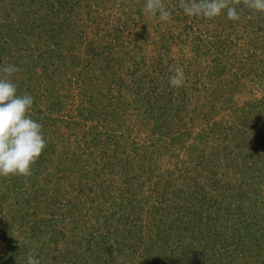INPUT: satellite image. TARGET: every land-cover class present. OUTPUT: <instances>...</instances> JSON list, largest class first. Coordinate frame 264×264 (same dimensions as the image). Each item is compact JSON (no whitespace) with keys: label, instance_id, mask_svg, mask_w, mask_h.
I'll return each instance as SVG.
<instances>
[{"label":"rangeland","instance_id":"1","mask_svg":"<svg viewBox=\"0 0 264 264\" xmlns=\"http://www.w3.org/2000/svg\"><path fill=\"white\" fill-rule=\"evenodd\" d=\"M131 1L124 8L133 12L113 19L123 37L122 48L115 46L106 56L96 40L92 45L80 44L71 53L81 62L71 63L68 56L66 69L57 62V73L49 75L43 52L38 53L43 37L37 40L39 45L30 44L32 54L27 55L25 44H18L17 55L24 57L10 81L17 93L33 97L29 115L38 123L43 120L46 145L54 142L57 152L45 148L44 159L36 160L30 175L0 177V264H26L28 254L39 264L122 261V255L111 253V248L128 236V231L116 229L127 204L135 199L146 210L157 201L153 188L162 191L167 180L174 181L173 188L187 190L198 170L182 172L187 182L178 173L190 169L191 160L206 172L217 171L222 186L231 185L229 190H218L220 210L202 212L204 222L195 226L173 214L159 226L164 229L160 243L153 233L157 229L146 227L151 219H144L135 247L147 249L155 264H264V25L244 29L263 13L250 15L245 0H228L240 15L238 21L223 14L213 19L188 17L182 0H161L170 17L160 21L143 11L145 0ZM111 2L122 9L121 0ZM48 5L45 1L43 8ZM110 14L101 13L112 19ZM8 21L13 19L0 18V25ZM110 56L117 58L110 61ZM176 68L183 73L176 87L140 75L146 69L149 73L160 69L169 81ZM134 71L139 76L132 77L142 86L133 82ZM99 103L101 109L119 115L115 140L124 152L137 154L126 159L132 171L120 174L115 161L107 163L116 149L104 147V135L101 142L92 139ZM49 122L55 125L53 130L47 128ZM63 152L77 155L79 161L70 155L65 159ZM135 176L143 181L142 193L125 189L131 183L135 187ZM126 177L128 182L123 181ZM203 180L208 181V176ZM168 189L166 193L172 190ZM98 197H104L100 205ZM165 197L174 207L187 204L183 195ZM237 200L246 201L247 208L235 212ZM206 226L212 232L200 237ZM37 239L46 241L41 256Z\"/></svg>","mask_w":264,"mask_h":264},{"label":"trees","instance_id":"2","mask_svg":"<svg viewBox=\"0 0 264 264\" xmlns=\"http://www.w3.org/2000/svg\"><path fill=\"white\" fill-rule=\"evenodd\" d=\"M17 1H19L18 4H17ZM45 1L49 4L47 6L48 8L46 9L43 8ZM121 1L123 2L121 6L122 9H119L118 6L115 7L113 4H111L112 3L111 0H0V18L2 20H7L9 18L13 19V21H8L7 24L0 25V64L1 66H6L8 64H14V65L22 64L21 61L24 56L17 55L19 53L18 44L19 43L25 44L26 47L24 48V50L26 51L27 55L30 53L32 54L34 50L30 46V44L36 43L34 45L36 46L39 45L37 43V40L41 39L42 37H43V45H41L40 47L42 51L39 50L38 53L43 52V66L48 68L46 70V73L50 71L49 75L51 74L53 75L57 73L58 71L57 62L58 64L64 63V67L66 69L67 66L65 65V63H70L68 62L69 60L67 59L68 56L69 58H71V63H73V60L74 61L77 60V63H78L81 59L77 58L74 54L71 53V51H76V48L78 46H81L80 44L84 46H86L87 44L92 45L93 42L96 40V42H98L99 45H101L102 48L105 49L104 55L106 56L107 50L110 51L111 49L112 50L115 49L116 48L115 46H119L120 42H122V39H123L121 31L119 30V27L115 25L116 20H113V19L115 18V16L121 18L122 16L129 15L130 13L133 12V9H131L130 12H127V10L124 8L125 6L124 3L125 2L130 3L132 2L131 0H125V1L121 0ZM140 1H144V0H140ZM52 6H54L53 9H51ZM41 9H44L43 10L44 12L41 11ZM103 12L111 13L110 15L114 17L112 19L107 18L108 15L107 17H104L101 15V13ZM249 14L257 15L258 12H254L253 10L250 9ZM262 16L263 17L261 18L256 16L254 20L249 21L248 25L244 26V29L250 28L253 30V28L255 27L254 25L256 26L264 25V13ZM117 20H120V19H117ZM92 25L94 27H92ZM20 26H22V29L19 28ZM41 27H42L43 33H41L38 36V34L41 32L40 30ZM26 28L28 29V31H26ZM36 28H38L39 30H37L38 34L35 35L34 31H36ZM4 29L6 30L4 31ZM25 32H26L25 35L30 34L32 39L28 38L25 35L23 38H21V34H24ZM88 33L91 35H88ZM11 40H14V42L16 40L17 41L13 45H11L9 43ZM36 46L35 48H38ZM120 48H122V45H120L118 49L120 50ZM12 51H14L13 54L15 53V55L13 54L11 55ZM90 53L91 52L88 51L87 54L89 55ZM114 53H117V52H114ZM2 58L5 60H3ZM115 58L117 57H112V56L109 57L110 61H113ZM4 62H7V63H4ZM148 73H149L148 69H146V71L143 70L140 73V75L141 76L147 75V76L145 78L144 77H140V78L150 79L151 77L154 76L157 80V84L158 83L159 84L162 83V85L169 84L168 83L169 81L167 79L168 77H164L165 73L162 72L160 69L158 70V72L154 71L153 69V71H150L149 74ZM235 74H237V72H235ZM130 75L131 77L132 76L134 77L135 75H138V74L134 71ZM133 82L139 83L140 86H142L143 84L141 82H137L134 78H133ZM236 84H239V82H236ZM18 94L21 95L20 93ZM140 98L142 99L143 97L140 96ZM101 108H102V105L101 103H99L97 105V110L100 111L99 112L100 116L97 113L98 117H93V119L97 120L96 125H95L97 128H94L95 130L93 132L92 139L96 140V142L97 141L101 142L100 136L104 135V141H103L105 143L104 147L116 149V150H113L114 152L112 153V156L108 157L107 163L113 164V161H115L114 165L115 166L118 165L117 168L119 169L118 171L120 174L132 171L133 168L126 161L129 159L132 160L134 157V154L136 153L124 152L125 148L123 149L122 148L123 146L119 145L117 139L115 140L116 138L115 137V132H116L115 127L118 124L119 115L116 113L110 114L107 110H103ZM40 124L43 126V120L40 121ZM49 126L51 130H53L55 127V125H52L50 122L48 123L47 128ZM101 128L104 130V132L102 131ZM54 134L56 133L54 132ZM45 148L57 152L56 150L57 148L54 142H50L49 144L46 145ZM44 152H42L41 153L42 155H40L41 157L43 156V159L45 157ZM48 153L49 155H51V152H48L46 150V155ZM123 154H127V157H123ZM61 155L63 157L65 155L64 157L65 159L70 158L69 155L71 157L74 156V161L75 162L79 161V160H76L77 155L73 153L63 152ZM136 157H137V154H136ZM137 159L139 160L140 158H137ZM190 163H191L190 169H185L183 171L180 170L178 173L180 174V177H183L184 174H182V172H184L186 175L188 173V170H189V173L191 170L192 171L198 170L197 171L198 174L196 175L197 177H194L193 180L191 181L192 183L187 185L188 186L187 190L184 189V191H182V189H180L179 187L173 188L172 185L175 184L174 181L167 180L166 183L168 185H166V187H163L162 191L160 190L158 191V187L156 188V190H154L153 188L152 191L155 194V199L157 201L156 202L152 201V203L147 206L146 210H144L142 206L141 207L138 206V203H137L138 201H134L135 199L133 200V203L127 204L128 205V209H126L127 211H125L122 217L117 220V224L121 227H116V229H120L121 232L128 231L127 232L128 236H125V239L123 240H120V241L116 240L117 242L116 249L111 248V253L116 252L117 254L122 255L121 257L122 261H119V262L116 261L118 257L115 258L116 260L114 259L117 262L115 264H155V262H157L155 261L156 259L153 256L149 255V252L147 255L146 253L148 251L147 249L145 250L143 248L142 251H140V249L138 250V248L135 247L136 243L140 240L139 237H141L139 234L143 233V229L145 228L142 225L144 219H151L150 220L151 222L149 221L151 223L150 226H146V225L145 226L148 228L149 231L151 230L152 227H155L157 229L153 231V233H155V235L158 236L157 238L159 241L160 237L163 236L164 234V229L162 227L159 228V226H164L166 222L165 220L166 218L168 219L174 218L175 216L170 217L173 214L177 213L181 215L182 218L185 219L184 220L185 224L187 223V224H192L195 226V224H202V222H204L203 220L204 217H202L203 216L202 212H207L213 209L220 210V205H219L220 201L218 199L220 198V192H219L220 188L223 190L224 189L229 190L231 188V185H227L225 183V186H222L221 182H219V180L216 179L217 171L210 170L206 172L205 167L200 166V164H197L194 160H191ZM148 166L150 168V165ZM81 168H82L81 166H79V169L77 167L79 171ZM102 171L105 172L104 169ZM171 175L173 176L174 174L173 173L168 174L167 176L170 177ZM144 176L145 175L141 173V177L143 178ZM207 176H208V181L203 180ZM186 177L187 179H189L188 176ZM200 178L202 179L200 180ZM119 179L121 180L120 176H119ZM132 180L134 181L135 187H138V189L135 188L132 185V183L125 189L129 190L132 187L134 191L136 189L137 193H142V190L140 187L143 181L139 182V179L136 178V176ZM147 180H151V179L148 177ZM123 181L128 182L129 178L128 177L123 178ZM206 187L209 190H207ZM168 188H171L172 190L169 193H166L169 190ZM193 188H194V191L192 190ZM204 189L207 191H204ZM191 191H193V193H191ZM231 191L232 190H230L229 192L231 193ZM172 193L178 194L179 199L183 195L187 204L181 205L182 207H180L179 204L178 205L176 204L174 207L173 204L169 203L170 202L169 199L165 197L167 196V194L172 195ZM245 196H246V193H244V197ZM188 198H191L192 201ZM102 199L100 197L96 199L98 200L97 203L99 205L101 204ZM122 202L123 200L121 199L119 204L121 205ZM245 202H239L237 200V202L235 203L237 204L236 206L237 210H235V212L246 209L247 203ZM254 203L256 205L263 204V203H259L256 201H254ZM225 208L229 211L228 213H231L229 206ZM196 209H198L199 211H197ZM156 215L159 216L157 220L155 217ZM207 215L208 213H206V216ZM8 228L11 229V225L8 226ZM133 230H136V231H133ZM201 230H202V233L199 231L200 237H203V236L205 237V235L212 232L211 231L212 229H209V226L206 229H201ZM36 243H38V249L40 250L39 255L41 256L43 254V251L46 252L45 250L46 241L44 240L41 241L37 239ZM152 251H153V248H151V252ZM203 259L205 258L202 257V260ZM215 260H217V257ZM25 263H26V260H25ZM194 264H201V263L196 262Z\"/></svg>","mask_w":264,"mask_h":264},{"label":"clouds","instance_id":"3","mask_svg":"<svg viewBox=\"0 0 264 264\" xmlns=\"http://www.w3.org/2000/svg\"><path fill=\"white\" fill-rule=\"evenodd\" d=\"M248 8L264 13V0H245ZM183 13L188 17L213 19L221 14L230 21H238L240 15L228 0H182ZM143 11L160 21H168L170 12L161 0H145ZM18 72L14 64L0 66V177L26 176L46 147L42 125L31 118L33 105L30 94L19 95L17 86L10 78ZM182 69L176 68L169 77V85L176 87L182 82ZM26 264H39L31 254Z\"/></svg>","mask_w":264,"mask_h":264}]
</instances>
